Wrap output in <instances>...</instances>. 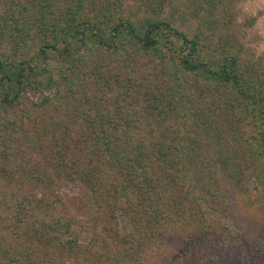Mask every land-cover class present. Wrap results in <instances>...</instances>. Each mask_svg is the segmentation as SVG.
<instances>
[{
	"label": "trees",
	"instance_id": "1",
	"mask_svg": "<svg viewBox=\"0 0 264 264\" xmlns=\"http://www.w3.org/2000/svg\"><path fill=\"white\" fill-rule=\"evenodd\" d=\"M236 1L0 0V264H264Z\"/></svg>",
	"mask_w": 264,
	"mask_h": 264
},
{
	"label": "rangeland",
	"instance_id": "2",
	"mask_svg": "<svg viewBox=\"0 0 264 264\" xmlns=\"http://www.w3.org/2000/svg\"><path fill=\"white\" fill-rule=\"evenodd\" d=\"M234 9L236 22L244 24L246 19L251 18V23L242 27L244 33L241 40L244 45L252 49L254 54L264 52V0H237ZM57 191L71 210L80 216L84 215L80 201L81 184L69 181L60 184ZM224 222L232 229L228 218ZM244 258L247 260L246 256ZM231 264L238 262L232 261Z\"/></svg>",
	"mask_w": 264,
	"mask_h": 264
}]
</instances>
